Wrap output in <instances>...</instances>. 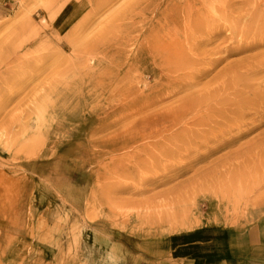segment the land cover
<instances>
[{
	"label": "rangeland",
	"instance_id": "1",
	"mask_svg": "<svg viewBox=\"0 0 264 264\" xmlns=\"http://www.w3.org/2000/svg\"><path fill=\"white\" fill-rule=\"evenodd\" d=\"M210 227L264 264V0H0V264Z\"/></svg>",
	"mask_w": 264,
	"mask_h": 264
},
{
	"label": "crops",
	"instance_id": "2",
	"mask_svg": "<svg viewBox=\"0 0 264 264\" xmlns=\"http://www.w3.org/2000/svg\"><path fill=\"white\" fill-rule=\"evenodd\" d=\"M216 232L210 227L194 233L191 238L176 236L175 240L168 238L160 242H142L146 246L144 250L140 249L141 242L136 243L133 246L135 249H131L132 245L128 246L131 250H128L121 264H246L245 255L241 254L240 249L243 244H237L241 235L236 233V229L227 228L222 233L218 232L222 234L219 242L215 237ZM126 242L131 244V239ZM79 243L81 253L88 251L87 257L98 259L96 263L99 264V251L105 247L99 244V230L83 231ZM123 247L118 245V248Z\"/></svg>",
	"mask_w": 264,
	"mask_h": 264
},
{
	"label": "bare ground",
	"instance_id": "3",
	"mask_svg": "<svg viewBox=\"0 0 264 264\" xmlns=\"http://www.w3.org/2000/svg\"><path fill=\"white\" fill-rule=\"evenodd\" d=\"M252 70H253V69H252ZM252 70H251V71H252ZM251 71H250V72H251ZM254 71H255V70H254Z\"/></svg>",
	"mask_w": 264,
	"mask_h": 264
}]
</instances>
